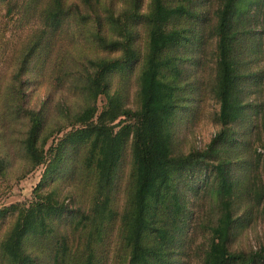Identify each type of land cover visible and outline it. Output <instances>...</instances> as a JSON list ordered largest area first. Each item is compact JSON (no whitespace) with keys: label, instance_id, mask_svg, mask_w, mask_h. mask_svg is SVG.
Wrapping results in <instances>:
<instances>
[{"label":"rangeland","instance_id":"374dc122","mask_svg":"<svg viewBox=\"0 0 264 264\" xmlns=\"http://www.w3.org/2000/svg\"><path fill=\"white\" fill-rule=\"evenodd\" d=\"M61 1L68 15L55 27L47 21L54 0H0V264H9L1 244L17 216V211L9 208L28 206L37 195L48 193L54 194L64 211L54 220L53 238L34 251L27 241L26 252L43 256L48 264H79L86 255L85 230L77 221L93 201L95 174L84 168L85 145L66 146L60 152L62 159L53 160L59 142L81 127L71 118L90 105L95 106L96 115L106 106L103 94L90 99L88 84L94 70L88 62L121 59L123 52L103 49L101 39L123 42L126 33L130 34L137 57L129 69L109 74L104 85L109 94L119 96L124 108H139L150 0ZM249 2L246 29L252 27V31L245 33L237 49L245 61L240 73L245 75L264 73V0ZM189 6L194 16L181 21L185 38L175 60V74H179L177 80L185 99L175 119L174 150L180 153L202 150L221 129L215 95L219 2L193 0ZM170 28L171 24L167 26ZM239 99L243 114L230 126L227 142L220 147L224 145L223 156L233 157L234 173L242 184L236 214L247 217L241 218L229 248L248 253L264 248V76L261 84L246 85ZM35 113L45 117L37 145L43 159L37 165L25 150L30 118ZM131 164L127 148L112 193L111 205L118 212L123 210L128 195ZM190 184L195 189L194 193L186 192L192 220L171 254L170 264H203L210 239L208 226L216 224L220 216L214 189L208 188L209 182L202 186L203 174ZM62 236L66 240L64 253L59 245L63 242H58ZM121 243L119 223L109 224L102 239L92 244L96 263L123 264L126 257Z\"/></svg>","mask_w":264,"mask_h":264},{"label":"trees","instance_id":"16d2710c","mask_svg":"<svg viewBox=\"0 0 264 264\" xmlns=\"http://www.w3.org/2000/svg\"><path fill=\"white\" fill-rule=\"evenodd\" d=\"M138 1L134 0L135 3ZM192 1L150 0L146 15L148 43L139 77V108L136 111L124 108L119 96L109 94L104 85L109 74L129 69L137 57L130 34L126 33L123 42L100 40L103 49H121V59L88 62L94 70L88 84L90 99L95 100L103 94L107 99L106 106L96 115L95 106L90 105L71 118L81 127L67 133L59 142L53 160L59 162L62 159L60 152L66 146L85 145L84 168L92 169L95 174L93 201L87 213L79 214L77 221V225L85 230L88 249L79 264H97L92 244L102 239L107 226L114 222L119 223L121 230V246L126 257L123 264H170L171 254L192 220L193 212L186 192H195L190 183L202 174V186L209 182L208 188L214 189L220 204L216 224L208 226L210 239L203 264H264V248L248 253L229 248L241 218L247 217L236 214L242 184L234 173L233 157L223 156L224 145L220 147L227 142L230 126L243 114L244 106L239 99L242 90L246 85L261 84L264 76L263 71L240 73L245 61L237 49L245 33L252 31V27L246 29L247 16L250 19L247 8L250 2L247 0H218L215 95L221 129L202 150L191 149L187 153L174 150L175 119L185 101L177 80L179 74H175L178 73L176 51L185 38L181 21L194 16L190 14ZM67 15L63 2L54 0L47 21L56 27ZM170 24L172 28L167 29ZM238 27H242L241 30ZM44 123L42 113L31 115L25 150L33 165L43 159L37 145ZM127 148H130L132 160L128 195L123 210L118 212L111 205L112 193ZM10 210H16L17 216L1 244L3 256L9 264H48L43 256L26 252L25 246L28 241L34 251L53 238L54 220L64 211L54 194L37 195L30 205L18 209L10 207ZM0 213L3 216V212ZM58 242H63L59 245L64 253L65 237Z\"/></svg>","mask_w":264,"mask_h":264}]
</instances>
